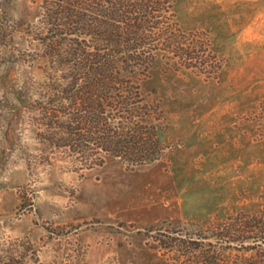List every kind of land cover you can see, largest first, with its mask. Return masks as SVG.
Wrapping results in <instances>:
<instances>
[{
  "label": "rangeland",
  "instance_id": "374dc122",
  "mask_svg": "<svg viewBox=\"0 0 264 264\" xmlns=\"http://www.w3.org/2000/svg\"><path fill=\"white\" fill-rule=\"evenodd\" d=\"M170 1L129 160L96 124L50 145L45 0H0V264H264V0Z\"/></svg>",
  "mask_w": 264,
  "mask_h": 264
},
{
  "label": "trees",
  "instance_id": "16d2710c",
  "mask_svg": "<svg viewBox=\"0 0 264 264\" xmlns=\"http://www.w3.org/2000/svg\"><path fill=\"white\" fill-rule=\"evenodd\" d=\"M170 2L45 0L51 27L44 40L63 70L50 87L59 99L43 108L50 116V145L79 152V132L96 124L102 126V139L110 149L129 155V160L154 151L156 139L137 131L142 114L145 122L151 109L142 100L138 77L150 69L160 44L174 48V33L162 29L160 18L170 10ZM263 217L241 222L242 231L254 228L264 233Z\"/></svg>",
  "mask_w": 264,
  "mask_h": 264
}]
</instances>
